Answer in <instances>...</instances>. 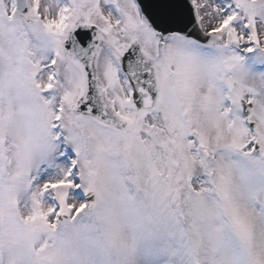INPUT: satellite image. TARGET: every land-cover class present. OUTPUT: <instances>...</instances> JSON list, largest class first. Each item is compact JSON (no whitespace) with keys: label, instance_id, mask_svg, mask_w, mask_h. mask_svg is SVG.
<instances>
[{"label":"snow or ice","instance_id":"obj_1","mask_svg":"<svg viewBox=\"0 0 264 264\" xmlns=\"http://www.w3.org/2000/svg\"><path fill=\"white\" fill-rule=\"evenodd\" d=\"M0 264H264V0H0Z\"/></svg>","mask_w":264,"mask_h":264}]
</instances>
